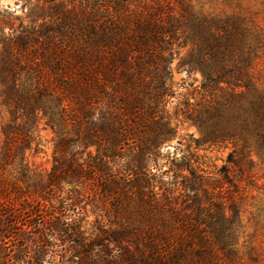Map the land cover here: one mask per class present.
Wrapping results in <instances>:
<instances>
[{
	"label": "trees",
	"instance_id": "1",
	"mask_svg": "<svg viewBox=\"0 0 264 264\" xmlns=\"http://www.w3.org/2000/svg\"><path fill=\"white\" fill-rule=\"evenodd\" d=\"M20 1L0 12V264H264L238 195L264 167L256 21L217 0ZM187 45L202 82L179 116L199 138L168 108Z\"/></svg>",
	"mask_w": 264,
	"mask_h": 264
},
{
	"label": "rangeland",
	"instance_id": "2",
	"mask_svg": "<svg viewBox=\"0 0 264 264\" xmlns=\"http://www.w3.org/2000/svg\"><path fill=\"white\" fill-rule=\"evenodd\" d=\"M214 5V10L217 13L243 11L251 16L264 31V0H217ZM20 7V0H0V12L2 14L7 12L9 14L21 16L23 14ZM190 49V45L179 48L171 65V84L175 91V97L171 100L168 108L172 117V122L179 126V133L182 137L193 135L194 138H199V130L194 126H191L189 123L182 122V117L179 116L182 104L190 99V92L202 82L201 74L190 71L186 65ZM254 71L256 74L260 73V76L264 74V59L255 67ZM41 136L43 145L41 151L37 155L31 153L30 160L41 169L49 171L52 166L55 134L49 127L41 126ZM176 146L177 143L175 141L170 143L169 153L172 154ZM228 152V150H215L211 153L209 152V155L215 160L214 163L220 167L224 164ZM255 160L257 159L255 158ZM211 166L212 165H210V171H215L214 167ZM254 173L255 181H251L253 184L247 185L243 191L238 193V195H243V201L245 203L243 206V222L246 226L247 238L251 240L252 245H256L262 251L264 250V205L260 202V199H264V179L262 178L264 167H258L254 170ZM88 216L89 217L86 219L88 223H94L95 216L92 214H89ZM36 219L40 224L39 227L44 229L43 226L45 225L42 222L43 219H40L39 217ZM243 240H246V238Z\"/></svg>",
	"mask_w": 264,
	"mask_h": 264
}]
</instances>
